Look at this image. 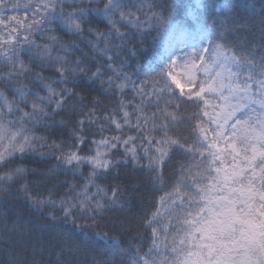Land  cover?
<instances>
[{
	"label": "snow or ice",
	"instance_id": "obj_1",
	"mask_svg": "<svg viewBox=\"0 0 264 264\" xmlns=\"http://www.w3.org/2000/svg\"><path fill=\"white\" fill-rule=\"evenodd\" d=\"M0 253L264 264V0H0Z\"/></svg>",
	"mask_w": 264,
	"mask_h": 264
},
{
	"label": "trees",
	"instance_id": "obj_2",
	"mask_svg": "<svg viewBox=\"0 0 264 264\" xmlns=\"http://www.w3.org/2000/svg\"><path fill=\"white\" fill-rule=\"evenodd\" d=\"M197 0H183V3L185 4H194L196 3ZM10 2H16V0H10ZM21 3L24 2V0H20ZM233 2L235 3H243L244 0H233ZM243 11V10H241ZM257 12H259V0H257ZM9 15L13 14L11 12L7 13ZM16 15H19V16H23L24 15V12H23V9L20 10L19 13H15ZM178 34V33H177ZM143 40V45H144V48H147L149 49V55L151 53H158V54H163L164 53V48H165V45L167 43V39L160 36V35H157V33L155 31H151V34L149 35H145L143 37H137V46L139 47V41L140 40ZM144 48L141 49V51L143 52L144 51ZM144 71H149V68H148V60L147 59H144ZM133 65H135L136 63V60L134 59L132 61ZM37 135H46L45 132H43V130H40L36 133ZM146 163V161H145ZM30 166H38V165H34V164H31ZM85 171H87V169H85ZM170 169H169V174H170ZM105 183H108V182H105ZM159 187V186H158ZM169 191V188H163L162 190H158V191H151L150 189L145 192V199L143 201V203H138L135 207L137 209H142L143 207L147 206L149 204V202L153 201L154 199L158 200L160 196L164 195L165 192ZM81 239L84 240V241H87L88 240V236L87 235H82L81 236ZM4 259V256L2 253H0V260Z\"/></svg>",
	"mask_w": 264,
	"mask_h": 264
},
{
	"label": "rangeland",
	"instance_id": "obj_3",
	"mask_svg": "<svg viewBox=\"0 0 264 264\" xmlns=\"http://www.w3.org/2000/svg\"><path fill=\"white\" fill-rule=\"evenodd\" d=\"M198 0L196 1V3ZM181 40L187 41L188 44L193 42V37L190 35H180L179 33L175 35V37L171 40V43L176 46L177 50L180 48H186V44L180 43ZM168 43V41H167ZM166 43V44H167Z\"/></svg>",
	"mask_w": 264,
	"mask_h": 264
}]
</instances>
